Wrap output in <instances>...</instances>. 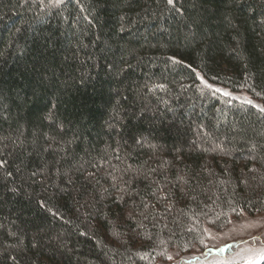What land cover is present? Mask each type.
Returning <instances> with one entry per match:
<instances>
[{
	"label": "trees",
	"instance_id": "1",
	"mask_svg": "<svg viewBox=\"0 0 264 264\" xmlns=\"http://www.w3.org/2000/svg\"><path fill=\"white\" fill-rule=\"evenodd\" d=\"M263 209L264 0H0V264H155Z\"/></svg>",
	"mask_w": 264,
	"mask_h": 264
},
{
	"label": "rangeland",
	"instance_id": "2",
	"mask_svg": "<svg viewBox=\"0 0 264 264\" xmlns=\"http://www.w3.org/2000/svg\"><path fill=\"white\" fill-rule=\"evenodd\" d=\"M211 87L224 96L262 108L244 92L232 93L222 87ZM204 236L203 241L190 249L168 251L165 259L155 264H257L264 258V209L258 214L242 213L239 218L232 217L227 226L219 230L206 228Z\"/></svg>",
	"mask_w": 264,
	"mask_h": 264
},
{
	"label": "snow or ice",
	"instance_id": "3",
	"mask_svg": "<svg viewBox=\"0 0 264 264\" xmlns=\"http://www.w3.org/2000/svg\"><path fill=\"white\" fill-rule=\"evenodd\" d=\"M62 2V0H55V3L56 4H59V3H61ZM168 3L169 4H172L173 3V0H168Z\"/></svg>",
	"mask_w": 264,
	"mask_h": 264
}]
</instances>
